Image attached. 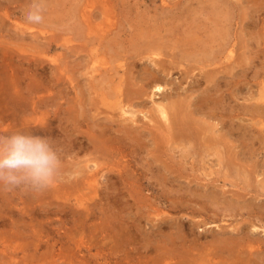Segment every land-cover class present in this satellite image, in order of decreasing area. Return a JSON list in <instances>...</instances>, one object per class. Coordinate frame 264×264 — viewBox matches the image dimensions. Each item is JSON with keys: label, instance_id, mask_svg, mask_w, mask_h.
<instances>
[{"label": "rangeland", "instance_id": "374dc122", "mask_svg": "<svg viewBox=\"0 0 264 264\" xmlns=\"http://www.w3.org/2000/svg\"><path fill=\"white\" fill-rule=\"evenodd\" d=\"M263 1L260 0L259 3L261 4H258L257 0H0V50L5 48L4 52L0 51V93L4 97L0 95V264H182L184 251L186 249L189 251L187 246L192 240L196 238L197 243L201 245L209 243L207 241L211 242L214 239L213 236L216 235L226 236L230 232L236 234L237 231L235 230L236 233H234V230L231 229L239 223L236 220L240 221V219H242V222L240 221L239 224L241 225L242 223V227L244 226L248 230L246 232L251 234V240L255 238L254 240L263 245V248L257 252L258 255H254L253 258L262 257L264 259L263 218H254L248 213V211L255 209L252 206L254 201L252 202L253 204L248 201L250 206L246 202L243 209L244 215H240L236 214L232 208L226 209L229 205L226 200L225 202L223 201L222 196L219 195V198L213 200L202 192L206 191V188L211 191L216 184L220 190L222 188L227 190L229 188L236 189L239 186L244 187L246 185L245 187L248 189L253 188L250 190L252 191L250 192L251 194L258 191L260 193L259 198L262 200L260 202H263L264 143L256 140L254 145L249 148L254 155H246L244 153L246 148L242 146L244 139L236 135L232 136L224 124L232 119L235 120L234 125L238 124L237 118L231 117L230 114L238 113V115H243L240 113L242 110L241 104L248 102L245 98L258 90L262 91L264 89V53L259 51L264 46ZM256 2L257 6L260 5L259 7L254 5ZM215 6L217 7L215 8ZM226 9L231 12H228L230 15L227 14V11L225 12ZM224 14H227L230 18H227ZM217 15L220 17L224 16L223 20L225 23L223 22V24L226 25L224 28L227 32L226 39L232 41L233 45L230 48L233 49V52L230 58H217V62L212 68L216 67L224 70L226 66L234 63V60L239 61L246 57L245 61L241 65L237 64L238 66L226 68L223 73L221 72L219 74L221 79L217 77L220 80L217 87H215L214 82H208L200 75L196 76L200 77L198 82L190 75L184 77L179 68L172 69L169 76L158 80L165 85V92L172 94L166 101H173L179 107L184 106L186 112L189 109L194 111L192 114L188 112L187 119L185 118L187 122L190 121L189 123L200 131L198 137L195 136L191 139L192 142H186L181 134L167 136L164 133L163 126L161 125L162 128H159V122L163 119L157 115H152L150 111L152 108L151 99L148 96H146L148 101L146 100L145 105L134 103L129 106V110L134 111V114L123 113L114 98L106 99L104 97L99 83L100 79H95L100 75L102 69L125 63L126 65L120 67V72L123 73L127 66L128 68L131 67L129 75L133 78L130 79V84L133 82L132 85L135 88L139 87L141 82H135V77H139L144 71L142 66L149 64V60H146L147 58H145L146 55L144 54L145 46L143 50L141 48L144 45V41L146 42L151 37H160L162 39L172 37L173 40L171 42L175 43L180 41L183 36L185 38V34L201 40L203 37L204 40L209 39L210 34L213 33L212 29L214 28V31H216L221 27V25L217 24V20H219ZM244 16L245 19H243ZM171 23L172 26H170ZM176 27L178 30L174 29ZM163 29L169 32L165 31V33ZM169 29H172V32ZM179 29H184L185 31H180ZM180 33L181 35H179ZM50 41L53 47L48 46ZM132 41H134V45ZM116 42L119 44L117 45ZM108 45L110 47L112 45L114 48L111 49L112 47L109 48ZM140 45L141 47H139ZM120 47H122V51ZM138 47L141 49L140 52ZM6 50L7 53L9 52L8 54ZM118 51L120 52L119 55ZM130 63H133V65ZM205 69L211 68L208 66ZM229 69L231 72L227 74ZM198 70L199 68L194 72L200 73V70ZM55 75L59 76L60 83L58 86H54ZM230 75L234 77L231 79ZM31 76L33 77L30 78ZM5 78L10 87L5 84L3 80ZM15 78L20 79H17V81ZM33 78L42 82L40 85L41 89H45L47 86L46 88L50 87V90L47 89L48 91L44 92L45 90L43 91V89L40 91V87H35L34 89L33 85V87L30 86ZM70 78L74 79V83L77 84L75 88L77 91L79 90L77 92L80 97L78 100L79 106H76L71 101L76 90L72 87L73 83L70 82ZM217 78L214 77V81L217 82L215 80ZM43 80H45V85ZM173 82L178 84L176 85L177 89H172L174 87ZM26 83H29V85ZM93 84H96V87ZM52 85L53 87H51ZM6 88H8V91ZM234 89L235 94L230 93ZM34 91L37 92L35 93ZM199 92H207L210 95L209 97L220 98L217 101L218 105L221 106L220 109L218 106L217 111L224 112L221 118L217 116L219 114L211 117L195 110L196 106L192 101ZM46 93L50 94V98L47 99L48 102H39L38 96L47 95ZM221 93L226 94V96L220 97ZM23 94L28 98H24ZM21 99L24 100L21 101ZM26 99L28 102L25 101ZM69 99L71 100L69 101ZM156 99H161L159 94H157ZM183 100L185 102L182 104L181 101ZM176 104L173 107L175 110L172 111L170 109L172 116L179 110V108L176 109ZM67 106L73 110L74 115H72L73 117L76 116L74 120H84H82V125H76L82 130V136L101 134L100 130L102 127H106L108 130L106 137H113L116 142H120L122 144V152L114 153L110 157L106 156V154L100 155L101 158L97 157V162L93 160L96 157L94 153L84 152L79 153L78 157L75 158L73 155L72 157L55 158L49 141L50 139L65 141V133L61 125L71 123L70 120H66L68 115L66 112ZM233 108L235 111H233ZM12 109L14 112H12ZM55 109L60 112L58 116L52 113ZM180 111L182 112V110ZM243 117L249 116L243 115ZM49 121L51 124L48 123ZM143 121L145 122L143 123ZM216 121L218 122L215 123ZM154 123L156 124L154 125ZM200 123L202 124L200 125ZM212 123L216 124L215 130ZM89 124L94 127L92 126V128ZM242 124L245 126L246 122H242ZM124 125H129L131 129H137L136 135L138 139L134 137V134L118 130L120 126L123 127ZM26 127L33 130V133L25 129ZM206 127H210V130L206 129ZM48 128L52 129V131ZM204 128L207 132L203 130ZM203 131L208 133V138ZM38 132H42L45 135L37 134ZM155 133L159 134L160 137H157ZM201 136L204 139H201ZM227 136H229V139ZM101 137L103 139V135ZM211 137L214 140H211ZM172 139L173 142H171ZM41 140H44V142ZM227 140L230 142L226 144ZM85 141L87 140L85 139ZM172 143L177 147H174ZM229 145L233 148L235 155L238 154V164L241 163L240 166L243 164L248 170L256 171L257 174H255L253 179L248 178L251 181L242 180L241 175L238 176L240 178L233 175L230 165L223 161L227 158V156L225 157L227 154L224 152H229ZM234 147H237V150ZM218 151L220 155L217 154ZM50 157L58 163L54 162ZM239 158L241 160L244 159L241 161ZM7 159L9 160L7 161ZM221 159L223 160L221 161ZM72 160L74 162L77 160V163ZM125 160H128V165H125ZM224 162L225 164L227 163V166L224 165ZM108 163L113 166V169H106V166L109 165ZM242 166L241 168L243 169L244 167ZM71 167L72 169L82 167L83 171L75 176L80 178H83L86 174L91 175L90 173L98 167H100L99 169L102 167L105 169L104 171L100 170V173H104H98L95 176L96 180H91L93 181L92 183L91 181H85L78 187L68 185L70 181L67 182L64 178L62 180V177L57 180L58 182L56 180V182L48 180L47 177L56 174V169ZM116 169L123 170V173L129 178L128 183L118 176ZM230 176L232 177L229 178ZM224 177L228 178L224 179ZM234 182L239 186L235 185ZM46 183L47 186L49 184V189L45 186ZM55 183L58 184V189L55 188ZM129 192L133 193L137 199L126 197ZM200 192L201 194H199ZM194 193H198L197 195L199 196ZM229 193L225 196H229ZM121 194H126L125 198H122V196L120 198ZM77 195L85 197L81 198V196ZM159 196L170 197L174 201ZM97 197L99 198L97 199ZM186 197L193 199V207L198 206L202 210L191 212H189V209L180 210L179 206L183 202L182 198L186 199ZM247 197L249 198L250 194ZM216 200L218 205L215 204ZM204 201L207 202L205 203ZM221 201L223 202L222 204H220ZM211 202L217 207V211ZM177 204L178 207L175 208ZM185 204H187L186 201ZM184 205L182 206L185 207ZM221 205L225 207L221 208ZM207 212L208 214H206ZM167 216L169 217L167 218ZM254 220L257 225L261 223L260 226H257L260 229H255L251 226V221L254 222ZM195 221L197 224H195ZM205 222L207 224H204ZM234 222L235 224H233ZM123 223H125V226ZM219 223L221 225L223 223V226ZM213 224L220 226H214ZM212 227L214 228L212 229ZM124 228L125 230H123ZM250 228L252 230H249ZM133 232L135 233L133 234ZM167 234L174 236V239ZM186 236H189V238ZM245 236L251 238L250 235ZM128 239L130 240L128 241ZM179 247L180 249H178ZM182 247L184 250L181 249ZM157 249L159 250L155 253ZM196 251L197 249L195 248L193 252L195 253ZM228 259L227 257L218 259L214 264H233L231 259Z\"/></svg>", "mask_w": 264, "mask_h": 264}, {"label": "bare ground", "instance_id": "6f19581e", "mask_svg": "<svg viewBox=\"0 0 264 264\" xmlns=\"http://www.w3.org/2000/svg\"><path fill=\"white\" fill-rule=\"evenodd\" d=\"M246 1H248V0H246ZM253 1V0H252ZM260 1V0H259ZM259 1L257 0V2H258V4H261V3H259ZM262 1V0H261ZM257 2L254 4V5H256L257 6ZM264 2V1H263ZM262 2V3H263ZM260 6V5H259ZM259 6H257V7H259ZM217 6H215V8H216ZM221 7V6H220ZM253 7H255V6H253ZM218 10V9H217ZM219 10H220V8H219ZM227 11V9L225 10V12ZM258 11V10H257ZM217 12V11H216ZM229 11H227V14H229V13H231V12H229ZM221 13V12H220ZM217 14H219V13H217ZM227 14H224V15H226V17L228 18L229 16H227ZM239 14H241V13H239ZM216 15V14H215ZM222 15V14H221ZM230 15V14H229ZM242 15V14H241ZM219 18V20H217V24L218 25H221V27H219L218 28V30H216V31H214L215 29L213 28L212 30H213V33H211L210 34V37H209V39H206V40H204L203 38H202V40L200 39V38H195V37H193V36H186V35H188V34H185V38H184V36L182 37V39H180V41H177V42H175V43H172L171 42V40H173V38L172 37H168V39L166 38V39H162V38H160V37H158V38H156V37H151V39L149 38V37H147V38H149V40H146V42L144 41V45L141 47V45L139 46V47H141L142 48V50H143V48H144V46H145V49H144V54L146 55L145 56V58H147L146 60H149V64H146V66H142V68H143V72L139 75V77H135V82H137V83H140L141 85H139V87H134L132 84H133V82H132V84H130L131 82V78H133L132 76H130L129 75V73H130V71H129V69L131 68H128V66L126 67V69H124V72L123 73H121L120 72V67H123L124 65H126L125 63H122V64H120L119 66H110V67H106L105 69H102L101 71H100V75H98L95 79H97V78H99L100 79V81H99V83H100V85H101V90H102V94L104 95V97L106 98V99H115V101H117V103H118V106H119V108L122 110V112L123 113H132V114H134V111H130L129 110V106H131V105H133L134 103H138V104H142V105H145L146 104V100L148 101V99L146 98V96H148V98L149 99H151V105H152V108H151V113H152V115L154 116V115H157V116H159V117H161L163 120L161 121V122H159V128H162L161 127V125L163 126V129L165 130V134L168 136V135H178V134H181V136L183 137V139L187 142H189V141H191V139L193 138V137H198V135H199V132L200 131H198L197 130V128L196 127H194L192 124H190L189 122L190 121H188L187 122V118H186V116H188V112H190V114H192V113H194V111L192 110V109H189L188 110V112H186L185 110H184V106H178L176 103H173V101H166V99L168 98V97H170L172 94L171 93H167V92H165V85L164 84H162L161 82H159L158 80H160L159 78H165V77H167V76H169L171 73V70L172 69H176V68H179V70L181 71V74H182V76H184V77H186V76H191V77H193L194 78V80L195 81H200V77H196V76H198V75H200L203 79H205L206 81H208V82H211V83H213L214 82V85H216L215 87H217L218 86V82L220 81L217 77H221V75H219L221 72L223 73L225 70H226V68H231V67H236V66H238L237 64H239V65H241V63L243 62V61H245V59H246V57H244V58H242V59H240L239 61H235L234 60V63H232L231 65H229V66H226L225 68H224V70H221V69H219V68H216V67H214V68H212V66L217 62V58L218 59H220L219 57H225V58H230L231 57V53L233 52V49L232 48H230V46L231 45H233V43H232V41H228L227 39H226V34H227V32H226V30H224V28L226 27V25H224L223 24V22H224V20H223V17H220L219 15H217ZM235 16V15H234ZM243 16V15H242ZM248 16V15H247ZM246 16V17H247ZM259 16V15H258ZM230 18V17H229ZM234 18V17H233ZM236 18H237V16H236ZM243 19H245V16L243 17ZM251 19V18H250ZM250 19H249V21H250ZM228 20H230V19H228ZM232 20V19H231ZM252 20H253V18H252ZM251 20V21H252ZM243 21V20H242ZM254 21V20H253ZM171 22V21H170ZM246 22H248V21H246ZM225 23V22H224ZM157 24V23H156ZM166 24H168V23H166ZM223 24V25H222ZM247 24V23H246ZM170 25V24H169ZM174 25H176L175 23H174ZM173 25V26H174ZM250 25H251V23H250ZM155 26H157V25H155ZM163 26V25H162ZM170 26H172V23H171V25ZM187 26V25H186ZM185 26V27H186ZM241 26V25H240ZM245 26V25H244ZM169 27V26H168ZM185 27H184V29H185ZM188 27V26H187ZM251 27V26H250ZM158 28V27H157ZM164 28V27H163ZM165 29V28H164ZM164 29H163V31H164ZM174 29H177V27L176 28H174ZM180 30V31H185V30ZM160 30V29H159ZM170 30V32H172V29H169ZM178 30V29H177ZM162 31V30H161ZM166 31V30H165ZM164 31V32H165ZM167 32V31H166ZM165 32V33H166ZM169 32V31H168ZM167 32V33H168ZM191 32H193V31H191ZM148 33V32H147ZM184 33V32H183ZM194 33V32H193ZM193 33H191V35H193ZM146 34V33H145ZM151 34V33H150ZM174 34V33H173ZM147 35V34H146ZM171 35V34H170ZM169 35V36H170ZM179 35H181V33L179 34ZM141 36V35H140ZM145 36V35H144ZM160 36H162V35H160ZM218 36V37H217ZM200 37V36H199ZM229 37V36H228ZM136 38H138V37H136ZM135 38V39H136ZM141 39H143L142 37H140ZM139 39V38H138ZM137 39V40H138ZM144 39H146V38H144ZM223 39V40H222ZM110 40V39H109ZM108 40V41H109ZM175 41V40H174ZM119 43H120V41H118ZM134 41H132V43H133ZM242 42V41H241ZM114 44H115V42H113ZM119 43H117L116 42V44L118 45ZM212 43V45H210ZM107 44H108V42H107ZM243 44V43H242ZM244 44H245V42H244ZM133 45H134V43H133ZM48 46H52L53 47V44L51 43V41L48 43ZM135 46H136V44H135ZM244 46H246V45H244ZM108 47L109 48H111L112 47V45H111V47H110V45H108ZM117 47V46H116ZM138 47V51L140 52V48ZM114 47H112L111 49H113ZM121 48V51H122V47H120ZM132 48V47H131ZM5 48H3V49H1L2 50V52H4L5 50H4ZM136 49V48H135ZM0 50V51H1ZM4 50V51H3ZM119 50V49H118ZM132 50V49H131ZM130 50V51H131ZM116 51V50H115ZM114 51V52H115ZM132 51H135V50H132ZM137 51V52H138ZM259 51H261V52H263L264 53V46H263V48H260L259 49ZM6 53H7V50H6ZM9 53V52H8ZM7 53V54H8ZM12 53V52H11ZM119 51H118V55H119ZM258 53V52H257ZM126 54V53H125ZM128 54V53H127ZM139 54H141V53H139ZM138 54V55H139ZM256 54V53H255ZM1 55V54H0ZM10 55H12V54H10ZM129 55V54H128ZM132 56V55H131ZM130 56V57H131ZM133 56H134V54H133ZM130 57H128V58H130ZM135 57V56H134ZM133 57V58H134ZM143 58V57H142ZM145 58H143V59H145ZM263 58V57H262ZM124 59V58H123ZM264 59V58H263ZM8 60V59H7ZM133 60V59H132ZM1 61V60H0ZM5 61V60H4ZM34 61V60H33ZM114 61V60H113ZM10 62V61H9ZM31 63V62H30ZM40 63V62H39ZM112 63V62H111ZM130 64H132L133 65V63H130ZM136 64V63H135ZM37 66H38V64H36ZM12 66V65H11ZM208 66H210V68L211 69H205V67L206 68H208ZM39 67V66H38ZM241 67V66H240ZM34 68V67H33ZM197 68H199V70H200V73H197V72H194L195 70L197 71ZM2 69V68H1ZM5 69V68H4ZM36 69H38V68H36ZM45 70V69H44ZM198 70V71H199ZM4 71V70H3ZM6 71V70H5ZM245 71V70H244ZM244 71H242V72H244ZM134 72V71H133ZM138 72V71H137ZM136 72V73H137ZM229 72H231L230 71V69L227 71V74H229ZM238 72V71H237ZM180 73V72H179ZM241 73V72H240ZM239 73V74H240ZM16 74V73H15ZM26 74V73H25ZM99 74V73H98ZM135 74V73H134ZM3 75V74H2ZM1 75V76H2ZM131 75H132V73H131ZM193 75V76H192ZM233 75H234V73H233ZM231 76L230 75V77H231V79L234 77V76ZM236 75V74H235ZM16 76V75H15ZM23 76V75H22ZM53 76V75H52ZM5 77V76H4ZM33 76H31L30 78H32ZM59 76L57 75H55V77H54V86H58L59 85V83H60V81H59V78H58ZM214 77H216L217 79H215V80H217V82L216 81H214ZM21 78V77H20ZM19 78V79H20ZM40 78H42L43 79V77H41L40 76ZM53 78V77H52ZM93 78V79H94ZM2 79V78H1ZM16 79V78H15ZM18 79V78H17ZM16 79V80H17ZM18 79V80H19ZM50 79V78H49ZM88 79H90L89 77H88ZM167 79V78H166ZM173 79V78H172ZM221 79V78H220ZM4 81L6 80V78L5 79H3ZM15 80V81H16ZM17 80V81H18ZM165 80V79H164ZM168 80V79H167ZM30 81V80H29ZM163 81V80H162ZM9 82V81H8ZM45 80H43V84L45 85ZM70 82L71 83H73L72 84V87L74 88V90H76V88L75 87H77V84L76 83H74V79L73 78H70ZM90 82V81H89ZM91 82H92V80H91ZM90 82V83H91ZM170 82H172V81H170ZM30 83V82H29ZM29 83L27 84V85H29ZM41 81L39 80V79H35V78H33V80H32V82H31V85L30 86H34V89H35V87L36 88H39L40 87V85H41ZM52 83V82H51ZM5 84H7V82L5 81ZM4 84V85H5ZM18 84H20V83H18ZM46 84H48V83H46ZM173 84H174V87H172V89H177V86L176 85H178V84H176V83H174L173 82ZM196 85H197V83H195ZM194 84V85H195ZM91 85V84H90ZM131 85V86H130ZM134 85H135V83H134ZM137 85V84H136ZM190 85V84H189ZM7 86H9L8 84H7ZM18 86V85H17ZM16 86V87H17ZM32 86V87H33ZM92 86V85H91ZM93 86H95L96 87V84H93ZM191 86V85H190ZM5 87H6V85H5ZM4 87V88H5ZM10 87V86H9ZM15 87V88H16ZM31 87V88H32ZM47 87V86H46ZM45 87V89L44 88H42L43 89V91L44 92H46V91H48V90H50V87L49 88H46ZM51 87H53V85L51 86ZM94 87V88H95ZM180 87V86H179ZM219 87H220V85H219ZM25 88V87H24ZM79 88V87H78ZM77 88V89H78ZM186 88V87H185ZM190 88V87H189ZM210 88V87H209ZM221 88V87H220ZM219 88V89H220ZM8 88H6V90H7ZM21 89V88H20ZM42 89H41V87H40V91H42ZM48 89V90H47ZM193 89V88H192ZM22 90V89H21ZM20 90V91H21ZM180 90V89H179ZM178 90V91H179ZM216 91H217V89H215ZM8 91V90H7ZM19 91V90H18ZM28 92H29V90H27ZM31 91H33V90H31ZM79 91V90H78ZM77 90H76V92H75V95L72 97V100L71 99H69V101L71 100L72 102H74V104L76 105V106H79V102H78V100L80 99V97H79V93L77 94V92H78ZM170 91V90H169ZM184 91V90H183ZM22 92H23V90H22ZM35 92V91H34ZM37 92V91H36ZM35 92V93H36ZM177 92V91H176ZM188 92V91H187ZM9 93H10V91H9ZM8 93V94H9ZM16 93V92H15ZM24 93V92H23ZM72 93H73V90H72ZM230 93H234L235 94V89L232 91V92H230ZM5 94V93H4ZM7 94V93H6ZM25 94V93H24ZM24 94H23V97L24 98H28L27 96L25 97L24 96ZM47 94V93H46ZM81 94V93H80ZM113 94H114V96H113ZM157 94H159L160 95V98L161 99H156V96H157ZM179 94V93H178ZM0 95L2 96V94L0 93ZM10 95V94H9ZM27 95V94H26ZM7 96V95H6ZM5 96V97H6ZM19 96V95H18ZM210 95L207 93V92H199L198 93V95L193 99V101L192 102H194L195 103V106H196V108H195V110L196 111H198L199 113H205L207 116H211V117H215L217 114H219V115H217L218 117H220L221 118V116L223 115L222 113H224V112H221V111H217V108H218V99H220V98H213V97H209ZM224 96H226V94H224V93H221L220 94V97H224ZM3 97V96H2ZM4 98V97H3ZM10 98V97H9ZM14 98V97H13ZM35 98V97H34ZM50 98V94H47V95H44L43 94V96L42 95H40V96H38V101L39 102H42V103H44V102H46L47 101V99H49ZM71 98V97H70ZM186 98V97H185ZM184 99V98H183ZM9 100V99H8ZM16 100V99H15ZM17 100H18V98H17ZM22 100H24V99H21V101ZM53 100V99H52ZM137 100V101H136ZM245 100H247L248 102L247 103H245V104H241L242 105V110H241V112L240 113H242L243 115H248L249 117H243V115H238V113L237 114H230V116L231 117H233V118H237V122H239L238 124H236V125H234L235 124V120L234 119H232L231 121H229L228 120V123H224L225 124V127H227V131H229L230 132V134L233 136V135H236L237 137H242L244 140H243V143H242V146L243 147H245L246 149V151L244 152L246 155L248 154V155H254V153H252V150H250L249 148L252 146V145H254V143L256 142V140H259L261 143H264V89L262 90V91H257V92H254V93H252V94H250V96H248V97H246L245 98ZM20 101V100H19ZM25 101H27V99L25 100ZM164 101H166V102H164ZM179 101V100H178ZM187 101H189V100H187ZM28 102V101H27ZM26 102V103H27ZM48 102V101H47ZM175 102V101H174ZM182 102V104H183V102H185L184 100L183 101H181ZM191 102V103H192ZM220 102V101H219ZM6 104H8L7 102H5ZM23 103H25V102H23ZM42 103H40V104H42ZM149 103V102H148ZM48 104V103H47ZM73 104V103H72ZM177 105V107H176V109L177 108H179V110L178 111H176L174 114H173V116L171 115V113H170V111L172 110H175V109H173V107H174V105ZM181 104V105H182ZM212 104V105H211ZM13 105V104H12ZM15 105V104H14ZM25 105V104H24ZM28 105H30V104H28ZM80 105H81V102H80ZM191 105V104H190ZM32 106V105H31ZM33 106H34V110L36 109L35 108V105L33 104ZM42 106V105H41ZM149 106V105H148ZM189 106V105H188ZM221 106V105H220ZM220 106H219V109H220ZM238 106H240L239 104H238ZM24 107H26V106H24ZM28 107V106H27ZM26 107V108H27ZM37 107V106H36ZM40 107V106H39ZM68 107V106H67ZM73 107H74V105H73ZM72 107V108H73ZM4 108H5V106H4ZM6 108H7V106H6ZM9 108V107H8ZM29 108V107H28ZM31 108H33V107H31ZM77 108H79V107H77ZM192 108V107H191ZM234 108H236V107H234ZM233 108V111H235V109ZM13 109H14V107H13ZM13 109H12V112H14L13 111ZM171 109V110H170ZM194 109V108H193ZM239 109V108H238ZM32 110V109H31ZM34 110H33V112H34ZM75 110V109H74ZM180 110H182V112L180 111ZM36 111V110H35ZM139 111H141V110H139ZM143 111V110H142ZM171 111V112H172ZM16 112V111H15ZM66 112H67V116H66V120L67 121H69L70 120V124H68V123H65V124H60L61 125V128H62V130L64 131V138H65V141H63V142H61V141H56V140H52V139H50V141H49V145H51V151L53 152V154H54V157L55 158H64V157H66V156H71L72 157V155H73V157L75 158V157H78V154L79 153H81V152H84V153H89V154H93L94 153V155H96V157L93 159L95 162H97V157H100L101 158V156L100 155H104V154H106V156H108V157H110V156H112L114 153H121L122 152V144H120V142H116L115 141V138H107L106 137V133L108 132V130H107V128L106 127H102V129L100 130L101 131V134H93L92 136L91 135H86V136H82V130L79 128V127H77L76 125L77 124H81L82 125V122L84 121L83 119H77V120H74V119H76L75 117H73V110L71 109V108H66ZM228 112V111H227ZM52 113L54 114V115H59L58 113H60L59 111H57V109H55V110H53L52 111ZM182 113H184V114H182ZM239 113V114H240ZM73 114V115H72ZM79 114V113H78ZM229 114V113H228ZM228 114H227V116H228ZM8 115V114H7ZM200 115H202V114H200ZM9 116V115H8ZM11 116V115H10ZM14 116V115H13ZM195 117H196V115H194ZM12 117V116H11ZM56 117V116H55ZM229 117V116H228ZM186 118V119H185ZM202 118V117H201ZM7 119V118H6ZM29 119V118H28ZM158 119V118H157ZM200 119V118H199ZM83 120V121H82ZM94 120H95V118H94ZM196 120V119H195ZM206 120V119H205ZM214 120V119H213ZM212 120V121H213ZM24 121V120H23ZM202 121H204V120H202ZM222 121H223V119H222ZM46 122V121H45ZM79 122V123H78ZM145 121H143V123H144ZM153 122V121H152ZM195 122V121H194ZM197 122H201V121H197ZM196 122V123H197ZM207 122V121H206ZM218 121H216L215 123H217ZM226 122H227V120H226ZM242 122H246V124H245V126H243L244 124H242ZM25 123V122H24ZM32 123V122H31ZM40 123V122H39ZM43 123H44V121H43ZM48 123H50L51 124V122L49 121ZM192 123V122H191ZM203 123H205V121L203 122ZM211 123V122H210ZM26 124H27V122H26ZM29 124V123H28ZM36 124V123H35ZM156 123H154V125H155ZM194 124V123H193ZM202 123H200V125H201ZM207 124V123H206ZM213 124V123H212ZM242 124V125H241ZM40 125V124H39ZM43 125V124H42ZM187 125V126H186ZM210 125V124H209ZM215 125L216 124H213V126H214V130H215ZM34 126V125H33ZM36 126V125H35ZM47 126H48V124H47ZM89 126H93L92 124L90 125L89 124ZM135 126V125H134ZM153 126V125H152ZM218 126V125H217ZM217 126H216V128H217ZM14 127V126H13ZM32 127V126H31ZM59 127V126H58ZM94 127V126H93ZM92 127V128H93ZM96 127V126H95ZM130 126L129 125H124L123 127H119V129L118 130H121V131H126L128 134H134V137L136 138V139H138L137 138V135H136V131H138L137 129H131V128H129ZM141 127H143V126H141ZM158 127V126H157ZM55 128V127H54ZM109 128V127H108ZM147 128H149V127H147ZM187 128V129H186ZM210 128V127H209ZM209 128H207L206 127V129H209ZM21 129V128H20ZM25 129H27V127L25 128ZM37 129V128H36ZM49 129V128H48ZM115 129V128H114ZM152 130H153V128H151ZM212 129V128H211ZM27 130H30L31 131V133H33L32 131L33 130H31V129H27ZM26 130V131H27ZM43 130V129H42ZM46 130V129H45ZM50 130V129H49ZM163 130V131H164ZM200 130V129H199ZM205 132H207V130H205V128L203 129ZM210 130V129H209ZM16 131H18V130H16ZM47 131V130H46ZM45 131V132H46ZM50 131H52V129L50 130ZM55 131H56V129H55ZM158 131V130H157ZM186 131H187V133H186ZM203 131V132H204ZM224 131V130H223ZM235 131H236V133H235ZM57 132V131H56ZM204 132V133H205ZM211 132V131H210ZM209 132V133H210ZM216 132H218L217 130H216ZM222 132V131H221ZM228 132V133H229ZM5 133V132H4ZM7 133V132H6ZM19 133V132H18ZM26 133V132H25ZM62 133V132H61ZM110 133V132H109ZM108 133V134H109ZM143 133V132H142ZM152 133H154V131H152ZM172 133V134H171ZM174 133V134H173ZM35 134V133H34ZM37 134H42V132L40 133V132H38ZM58 134V133H57ZM112 134V133H111ZM127 134V135H128ZM155 134H157V133H155ZM208 133H205V135H206V137L208 138V135H207ZM215 134V133H214ZM23 135V134H22ZM27 135V134H26ZM32 135V134H31ZM43 136L45 135L44 133L42 134ZM49 135V134H48ZM54 135V134H53ZM59 135V134H58ZM103 135V139H102V137L101 136ZM201 135V134H200ZM211 136H212V134H210ZM117 136V135H116ZM122 136V135H121ZM141 136H142V134H141ZM166 136V137H167ZM231 136V137H232ZM132 137H133V135H132ZM131 137V138H132ZM133 137V138H134ZM157 137H160V135L159 134H157ZM178 137V136H177ZM221 137V136H220ZM13 138V137H12ZM118 138H119V136H118ZM121 138V137H120ZM124 138V137H123ZM122 138V139H123ZM132 138V139H133ZM216 138V137H215ZM227 138L229 139V136H227ZM55 139V138H54ZM58 139V138H57ZM85 139L87 140V141H85ZM141 139V138H140ZM163 139H164V137H163ZM162 139V140H163ZM167 139V138H166ZM201 139H204V138H202V136H201ZM59 140V139H58ZM124 140H126V139H124ZM176 140V139H175ZM209 140V139H208ZM211 140H214L212 137H211ZM222 140H224V139H222ZM42 141V140H41ZM197 141V140H196ZM205 141H207V140H205ZM225 141H226V139H225ZM235 141V140H234ZM42 142H44V140L42 141ZM46 142V141H45ZM125 142V141H124ZM171 142H173V139H172V141ZM176 142V141H175ZM179 142V141H178ZM192 142V141H191ZM208 142V141H207ZM214 142H216V141H214ZM230 141H228L227 140V142H226V144L227 143H229ZM241 142V141H240ZM40 143V142H39ZM48 143V142H47ZM197 143V142H196ZM199 143V142H198ZM211 143V142H210ZM217 143V142H216ZM141 144V143H140ZM173 144V143H172ZM176 144V143H175ZM201 144H203L202 142H201ZM221 144V143H220ZM48 145V144H47ZM130 145V144H129ZM199 145V144H198ZM204 145V144H203ZM212 146H213V144H211ZM30 146V145H29ZM173 146H174V144H173ZM184 146V145H183ZM201 146V145H200ZM199 146V147H200ZM216 146V145H215ZM220 146V145H219ZM219 146H218V148H219ZM222 146V145H221ZM230 146V145H229ZM239 146H241V145H239ZM238 146V148H240ZM157 147V146H156ZM174 147H177V146H174ZM214 147V146H213ZM217 147V146H216ZM168 148V147H167ZM183 148H185V147H183ZM221 148V147H220ZM223 148H224V146H223ZM226 148V147H225ZM237 148V147H236ZM235 147H234V149H236ZM8 149V148H7ZM29 149V148H28ZM27 149V150H28ZM49 149H50V147H49ZM206 149H207V147H206ZM24 150V149H23ZM188 150H189V148H188ZM220 150V149H219ZM224 150V149H223ZM227 150V149H226ZM237 150V149H236ZM184 152H185V150H183ZM190 151V150H189ZM215 151V150H214ZM8 152V151H7ZM228 152V151H227ZM227 152H224V153H226L227 155H225V157L227 156V158L225 159V160H223V159H221V161L223 160V161H225V162H227L229 165H230V167H231V170H233L232 172H233V175H235L236 177H238L239 175H241L242 176V180H248V178H250V179H253L254 178V176H255V174H257L256 173V171L255 170H248L247 168H245L244 166L245 165H241L242 167H244L243 169L241 168V166H240V164H238V154L237 155H235V153H234V150H233V148L230 146V150H229V152L227 153ZM237 152V151H236ZM242 152V151H241ZM31 153V152H30ZM187 153V152H186ZM220 152L218 151V153L217 154H219ZM223 153V152H222ZM9 154V153H8ZM45 154V153H44ZM83 154V153H82ZM157 154V153H156ZM46 155V154H45ZM220 155V154H219ZM21 156V155H20ZM37 156V155H36ZM156 156V155H155ZM171 156V155H170ZM175 156V155H174ZM243 156V155H242ZM0 157H1V155H0ZM38 157H39V154H38ZM194 157V156H193ZM224 157V156H223ZM224 157V158H225ZM241 157V156H240ZM51 158V157H50ZM155 158V157H154ZM201 158V157H200ZM203 158V157H202ZM52 159V158H51ZM176 159V158H175ZM180 159H181V157H180ZM240 159V158H239ZM244 159V158H243ZM242 159V160H243ZM9 159H7V161H8ZM43 160V159H42ZM53 161H54V159H52ZM65 160V159H64ZM63 160V161H64ZM81 160V159H80ZM84 160V159H83ZM241 160V159H240ZM241 160V161H242ZM51 161V160H50ZM56 161V160H55ZM54 161V162H55ZM73 161V160H72ZM77 161V160H76ZM75 161V162H76ZM89 161V160H88ZM176 161V160H175ZM193 161V160H192ZM220 161V162H221ZM12 162V161H11ZM18 162V161H17ZM57 162V161H56ZM74 162V161H73ZM74 162V163H75ZM85 162H87V161H85ZM178 162V161H177ZM181 162V161H180ZM225 162H224V165H226L227 166V163L225 164ZM14 163V162H13ZM58 163V162H57ZM60 163V162H59ZM67 163H68V161H67ZM71 163V162H70ZM77 163V162H76ZM79 163H81V162H79ZM140 163V162H139ZM138 163V164H139ZM1 164H3L2 162H1ZM66 164V163H65ZM82 164V163H81ZM109 164V163H108ZM129 163H128V160H125V165H128ZM183 164V163H182ZM83 165H84V163H83ZM113 165V164H112ZM181 165V164H180ZM223 165V166H224ZM238 165H239V167H238ZM58 166V165H57ZM166 166V165H165ZM164 166V167H165ZM84 167V166H83ZM118 167V166H117ZM150 167V166H149ZM225 167V166H224ZM100 167H98V168H96L95 170H93V172L92 173H90L91 175H89V174H86L83 178H80V177H75L78 173H80V172H82L83 170H82V167L81 168H79L78 169V167L76 168V169H72V167L71 168H58V169H56L57 171H55L56 172V174L55 175H51V176H49V177H47L48 178V180H50V181H57L59 178H61L62 177V180H64V179H66V181L68 182V181H70L69 182V184L68 185H70V186H74V187H78L81 183H84L85 181L86 182H89V181H91V180H96V178H95V176H97L98 175V173H100V170L101 171H104V167H102L101 169H99ZM146 168V167H145ZM242 169V170H240V169ZM257 168V167H256ZM10 169H11V167H10ZM86 169V168H85ZM106 169L107 170H111V169H113V166H110V164L109 165H107L106 166ZM141 169H142V167H141ZM173 169V168H172ZM236 171H235V170ZM147 170H150V169H147ZM186 170V169H185ZM226 170H227V167H226ZM229 170V169H228ZM230 170V171H231ZM258 170V169H257ZM106 171V170H105ZM146 171V170H145ZM152 171V170H151ZM262 171V170H261ZM260 171V172H261ZM46 172V171H45ZM228 172V171H227ZM104 173V172H103ZM103 173H100V174H103ZM116 173L118 174V176L119 177H121L125 182H127L128 183V181H129V178H128V176L127 175H125V173H123V170L122 169H116ZM145 173V172H144ZM229 173V172H228ZM48 174V173H47ZM164 174V173H163ZM177 174V173H176ZM261 174V173H260ZM83 175V174H82ZM82 175H81V177H82ZM113 175H114V173H113ZM165 175V174H164ZM225 175V174H224ZM44 176V175H43ZM105 176V175H104ZM149 176V175H148ZM181 176H182V174H181ZM185 176V175H184ZM106 177V176H105ZM118 177V178H119ZM142 177V176H141ZM178 177V176H177ZM232 176H230L229 178H231ZM235 177V178H236ZM64 178V179H63ZM163 178V177H162ZM228 178V177H227ZM227 178H225L224 177V179H227ZM238 178H240V177H238ZM237 178V179H238ZM154 179V178H153ZM180 179V178H179ZM249 179V180H250ZM24 180V179H23ZM121 180V179H120ZM147 180V179H146ZM189 180V179H188ZM248 180V181H249ZM47 181V180H46ZM55 181V182H56ZM215 181V180H214ZM225 181H227V180H225ZM247 181V182H248ZM251 181V180H250ZM43 182H45V181H43ZM49 182V181H48ZM58 182V181H57ZM93 181H91V183H92ZM172 182H174V181H172ZM240 182H241V180H240ZM91 183H89V184H91ZM213 183H216V182H213ZM212 183V184H213ZM235 183V182H234ZM250 183V182H249ZM50 184H51V182H50ZM56 184V183H55ZM64 184V183H63ZM210 184V183H209ZM225 184V183H224ZM229 184V183H228ZM246 184V183H245ZM235 185H238V184H236L235 183ZM45 186L46 187H48V189L50 188L49 187V184H48V186H47V183L45 184ZM53 186V185H52ZM56 187V189H58V184H56L55 185ZM60 186H61V184H60ZM136 186V185H135ZM156 186V185H155ZM162 186H163V184H162ZM167 186V185H166ZM181 186H182V184H181ZM183 186H184V184H183ZM216 186V187H215ZM213 188H212V190L211 191H208L207 190V188H206V191H202L203 192V194L205 195V196H207L208 198H210V199H217V198H219L220 196H222V199H223V201L225 202V200H226V202H227V204L229 205V206H227L228 208H226V209H229V208H232V209H234L235 210V212H236V214H240V215H244V211H243V209L245 208V203L246 204H248L249 202L248 201H250L251 203L253 202L254 203V205H252L253 207H255V209H252L251 211H248L247 209H245V210H247L248 211V213H249V215H251V217L253 216L254 218H258V217H261V218H263V221H264V210H262V209H264V198H263V202H260V198H259V196H260V193L257 191V192H253L252 194L250 193V192H252V191H250V190H252V189H248L247 187H245L246 185H244V187H242V186H239L238 188H236V189H232V191H230L231 189L229 188L228 190L227 189H223L222 188V190H220V189H218L217 188V184L215 185ZM224 186V185H223ZM81 187V186H80ZM83 187H84V185H83ZM90 187V186H89ZM158 187V186H157ZM233 187V186H232ZM250 187V186H249ZM46 189V188H45ZM48 189H46V190H48ZM92 189H93V187H92ZM203 189H204V187H203ZM203 189H201V190H203ZM99 190V189H98ZM177 189H175V191H176ZM191 190H193V189H191ZM245 190V191H244ZM49 191V190H48ZM95 191H96V189H95ZM149 191V190H148ZM159 191H160V189H159ZM162 192H163V190H161ZM254 191V190H253ZM54 192V191H53ZM177 192H178V190H177ZM199 192V191H198ZM207 192V193H206ZM228 192H230L229 193V196H225ZM89 193V192H88ZM97 195H98V193H96ZM100 194V193H99ZM178 194V193H177ZM183 194H185V193H183ZM194 194H198V193H194ZM199 194H201V192L199 193ZM248 194H250V197L248 198L247 197V195ZM96 195V196H97ZM220 195V196H219ZM261 195H262V192H261ZM77 196H81V198H84L85 196H83V195H77ZM87 196V195H86ZM89 196V195H88ZM121 196H122V198H125V196H126V194H121L120 195V198H121ZM138 197H139V195H137ZM141 196H143V195H141ZM197 196H199V195H197ZM63 197V196H62ZM91 197V196H90ZM89 197V198H90ZM103 197V196H102ZM115 197V196H114ZM126 197H133L134 199H137V197L133 194V193H131V192H129L128 194H127V196ZM143 197H145V196H143ZM159 197H162V196H159ZM183 197V196H182ZM203 197V196H202ZM99 197H97V199H98ZM105 198V197H104ZM140 198V197H139ZM150 198V197H149ZM162 198H165V197H162ZM194 198V197H193ZM204 198V197H203ZM165 199H169V200H172V201H174L173 200V198H171L170 199V197L169 198H165ZM176 199H178V198H176ZM200 199H201V197H200ZM228 199V200H227ZM104 200V199H103ZM111 200H113V199H111ZM180 200V199H179ZM182 200H183V202L180 204L181 206H179L180 208V210L181 209H189V212H191V211H201L202 209L200 208V207H198V206H194L193 207V205H192V202H193V199L192 198H190V197H186V199H183L182 198ZM206 200V199H205ZM212 200V201H213ZM256 200H258V202H256ZM86 201V200H85ZM99 201H101V200H99ZM105 201V200H104ZM108 201V200H107ZM171 201V202H172ZM185 201L187 202V204H185ZM201 201V200H200ZM262 201V200H261ZM114 202V201H113ZM116 202V201H115ZM159 202V201H158ZM202 202H203V200H202ZM205 203L207 202V201H204ZM217 200H216V203L215 204H217ZM194 203V202H193ZM204 203V204H205ZM211 203H213V202H211ZM223 202L221 201L220 202V204H222ZM96 204V203H95ZM170 204H172V203H170ZM174 204H176L175 202H174ZM185 204V205H184ZM219 204V205H220ZM226 204V203H225ZM224 204V205H225ZM173 205V204H172ZM182 205H184L185 207H183ZM210 205H212V204H210ZM218 205V204H217ZM223 205V207H225ZM213 206L214 207H216L215 205H214V203H213ZM231 206V207H230ZM249 206H250V203H249ZM249 206H247V207H249ZM172 207V206H171ZM178 207V204L175 206V208H177ZM206 207V206H205ZM222 207V205H221V208H223ZM158 208V207H157ZM49 209V208H48ZM47 209V210H48ZM163 209V208H162ZM206 209V208H205ZM214 209V208H213ZM225 208H224V210H226ZM231 209V210H232ZM251 209V208H250ZM158 210V209H157ZM161 210V209H160ZM159 210V211H160ZM173 210V209H172ZM211 210V209H210ZM215 210V209H214ZM219 210V209H218ZM222 211H223V209H221ZM216 211H217V207H216ZM227 211V210H226ZM225 211V212H226ZM233 211V210H232ZM215 212V211H214ZM229 212V211H228ZM165 213V212H164ZM161 214V213H160ZM189 214V213H188ZM200 214V213H199ZM206 214H208V212L206 213ZM210 214V213H209ZM213 214V213H212ZM214 214H216V213H214ZM229 214V213H228ZM233 214H234V211H233ZM117 215V214H116ZM167 215V214H166ZM166 215H164V216H166ZM181 215V214H180ZM118 216V215H117ZM161 216V215H160ZM178 216V215H177ZM182 216V215H181ZM211 216V215H210ZM233 216H235V215H233ZM248 216V215H247ZM169 216H167V218H168ZM179 217V216H178ZM207 217V216H206ZM238 217H239V215H238ZM250 217V218H251ZM177 218V217H176ZM180 218V217H179ZM186 218V217H185ZM190 218H192V217H190ZM195 218V217H194ZM236 218V217H235ZM260 218V219H261ZM189 219V218H188ZM239 219V218H238ZM253 219V218H252ZM259 219V218H258ZM77 220V219H76ZM115 220V219H114ZM117 220V219H116ZM168 220V219H167ZM212 220V219H211ZM242 219H240V221H241ZM247 221H248V219H246ZM250 220V219H249ZM256 220V219H255ZM254 220V222H252L251 221V226L253 227V228H255V229H258L259 227H257V226H260V224L259 225H257ZM178 221H179V219H178ZM193 221V220H192ZM236 221H238L239 223H240V221L239 220H236ZM81 222V221H80ZM116 222V221H115ZM121 222V221H120ZM152 222V221H151ZM196 222V221H195ZM242 222V221H241ZM249 222V221H248ZM248 222H246V223H248ZM259 222V221H258ZM106 223V222H105ZM160 223V222H159ZM184 223V222H183ZM237 223V222H236ZM239 223H237V224H239ZM110 224V223H109ZM108 224V226H110ZM121 224H122V222H121ZM192 224H193V222H192ZM195 224H197V222L195 223ZM204 224H207L206 222L204 223ZM220 224V223H219ZM233 224H235V222L233 223ZM234 225L233 227H232V229L231 230H234V233H236L235 232V230L237 231V233L236 234H232L231 232H230V234L228 233V234H226V236H223V235H216V236H213V240L210 242V241H207L206 239V241L207 242H209V243H206V244H201V245H199L200 243H197V239L195 238L194 240H192V242H190L189 243V246H187V248H189V251H188V249H186L185 251H184V254H183V262H182V264H214L218 259H221V258H226L227 257V259L228 258H230L231 259V261L233 262V264H264V259L262 258V257H260V258H258V259H256V258H253V256L254 255H256L257 254V252L259 251V250H261L262 248H263V245L260 243V242H258L257 240H251L252 239V237H251V234H249V233H247L246 231H248V230H246V228L244 227H242V223H241V225L239 224V225ZM245 224V223H244ZM107 225V224H106ZM105 225V226H106ZM123 225L125 226V223H123ZM122 225V226H123ZM162 225V224H161ZM194 225V224H193ZM198 225H200V224H198ZM197 225V226H198ZM214 226L215 225H218V224H213ZM212 225V226H213ZM221 225V224H220ZM220 225H218V226H220ZM246 225V224H245ZM249 225V224H248ZM264 225V224H263ZM201 226V225H200ZM199 226V227H200ZM211 226V225H210ZM221 226H223V223H222V225ZM225 226V225H224ZM229 226H230V224H229ZM107 227V226H106ZM162 227V226H161ZM180 227V226H179ZM189 227H190V225H189ZM203 227V226H202ZM205 227H207V226H205ZM204 227V228H205ZM178 228V227H177ZM184 228V227H183ZM185 228L187 229V227L185 226ZM191 228V227H190ZM214 227H212V229H213ZM224 228H226V227H224ZM229 228V227H228ZM127 229V228H126ZM138 229V228H137ZM174 229H176L175 227H174ZM244 229H245V231H244ZM247 229H248V227H247ZM260 229V228H259ZM123 230H125V228L123 229ZM127 230H129V229H127ZM160 230V229H159ZM162 230V229H161ZM179 230V229H178ZM204 230V229H203ZM223 230V229H222ZM229 230H230V228H229ZM249 230H252L251 228L249 229ZM254 230V229H253ZM261 230H263V229H261ZM130 231V230H129ZM172 231H173V229H172ZM181 231V230H180ZM208 231V230H207ZM120 232V231H119ZM179 232V231H178ZM184 232V231H183ZM217 232V231H216ZM218 232H220V231H218ZM222 232V231H221ZM255 232V231H254ZM81 233V232H80ZM122 233V232H121ZM131 233V232H130ZM135 232H133V234H134ZM154 233H157V232H154ZM162 233H164V232H162ZM172 233V232H171ZM175 233V232H174ZM186 233V232H185ZM223 233H224V231H223ZM245 233V234H244ZM159 234V233H158ZM180 234H182V232H180ZM157 235V234H156ZM168 236H170V237H173V239H174V236H172L171 234H167ZM245 235H250V237L251 238H249V237H247V236H245ZM137 236V235H136ZM162 236V235H161ZM176 236V235H175ZM180 236V235H179ZM256 236V235H255ZM80 237V236H79ZM147 237V236H146ZM186 237H188L189 238V236H186ZM211 237V236H210ZM260 237V236H259ZM133 238H134V236H133ZM156 238V237H155ZM181 238V237H180ZM192 238V237H191ZM201 238V237H200ZM113 239V238H112ZM135 239V238H134ZM138 239V238H137ZM152 239V238H151ZM130 239H128V241H129ZM133 240V239H132ZM139 240V239H138ZM149 240V239H148ZM182 240V239H181ZM120 241V240H119ZM124 241V240H123ZM135 241H137V240H135ZM142 241V240H141ZM152 241V240H151ZM174 241V240H173ZM140 242V241H139ZM139 242H137L138 244H139ZM153 242V241H152ZM151 242V243H152ZM175 242V241H174ZM178 242H181V241H178ZM149 243H150V241H149ZM169 243V242H168ZM264 243V242H263ZM119 244H120V242H119ZM134 244V243H133ZM147 244V243H146ZM162 244H164V243H162ZM166 244V243H165ZM211 244V245H210ZM151 245V244H150ZM150 245H148V246H150ZM161 245V244H160ZM174 245V244H173ZM172 245V246H173ZM183 245V244H182ZM187 245V244H186ZM199 245V246H198ZM180 246V245H179ZM151 247V246H150ZM154 247V246H153ZM160 247V246H159ZM140 248V247H139ZM155 249H156V247H154ZM158 248V247H157ZM162 248V247H161ZM173 248H177V247H173ZM197 249V251L194 253L193 252V250L194 249ZM217 248H218V250H217ZM152 249V248H151ZM160 249V248H159ZM159 249H157L156 251H155V253L159 250ZM168 249V248H167ZM178 249H180V247L178 248ZM181 249H183L184 250V248L182 247ZM190 249H191V251H190ZM165 250H166V248H165ZM165 250H163L164 252H165ZM170 250H172V249H170ZM136 251H137V249H136ZM144 251H145V249H144ZM152 251H153V249H152ZM147 252V251H146ZM168 252H169V250H168ZM181 252V251H180ZM260 252H262V251H260ZM161 253V252H160ZM172 253V252H171ZM170 253V254H171ZM167 254V253H166ZM177 254V253H176ZM225 254H227V255H225ZM141 255V254H140ZM146 255V254H145ZM258 255V254H257ZM157 256H158V254H157ZM157 256H155V257H157ZM181 256V255H180ZM139 257V256H138ZM143 257V256H142ZM167 257V256H166ZM140 258V257H139ZM145 258H146V256H145ZM145 258H143V259H145ZM218 258V259H217ZM217 259V260H216ZM173 260H176V259H173ZM229 260V259H228ZM140 261H141V259H140ZM155 261H157V260H155ZM164 261V260H163ZM165 261H166V259H165ZM182 261V260H181ZM231 261H230V263H231ZM142 262V261H141ZM171 262V261H170ZM153 264V263H152ZM155 264V263H154ZM169 264V263H168ZM171 264V263H170ZM219 264H221V263H219Z\"/></svg>", "mask_w": 264, "mask_h": 264}]
</instances>
